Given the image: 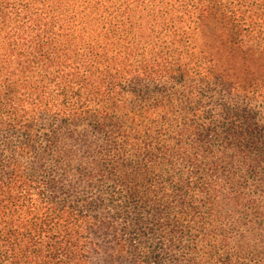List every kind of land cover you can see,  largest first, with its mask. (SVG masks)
I'll return each instance as SVG.
<instances>
[{
	"label": "trees",
	"instance_id": "obj_1",
	"mask_svg": "<svg viewBox=\"0 0 264 264\" xmlns=\"http://www.w3.org/2000/svg\"><path fill=\"white\" fill-rule=\"evenodd\" d=\"M0 264H264V0H0Z\"/></svg>",
	"mask_w": 264,
	"mask_h": 264
}]
</instances>
